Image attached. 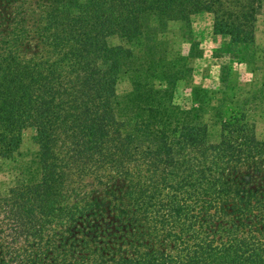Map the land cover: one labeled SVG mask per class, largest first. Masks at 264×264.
<instances>
[{
  "label": "trees",
  "instance_id": "obj_1",
  "mask_svg": "<svg viewBox=\"0 0 264 264\" xmlns=\"http://www.w3.org/2000/svg\"><path fill=\"white\" fill-rule=\"evenodd\" d=\"M260 2L73 0L81 15L68 29L77 46L57 53L43 38L33 52L22 42L35 0H0V159L12 160L24 126L40 140L36 167L8 191L30 238L18 244L0 219V264H264V140L235 116L215 121L214 136L204 95L198 107L176 104L179 60L152 34L155 22L203 10L214 15V33L252 42ZM117 33L131 48L106 42ZM120 75L130 82L123 95L115 92ZM62 135L74 143L63 156L112 162L120 187L69 203L55 147ZM5 202L0 196V210ZM78 219L92 236L72 237Z\"/></svg>",
  "mask_w": 264,
  "mask_h": 264
},
{
  "label": "rangeland",
  "instance_id": "obj_2",
  "mask_svg": "<svg viewBox=\"0 0 264 264\" xmlns=\"http://www.w3.org/2000/svg\"><path fill=\"white\" fill-rule=\"evenodd\" d=\"M77 1L85 3V0ZM35 2L38 5L35 15H30L26 9L22 17V21H26L21 27L22 31L29 34L22 42L28 44L30 52L44 46L39 38H43L51 48H56L57 53L76 48L78 37L76 32L68 29V23L74 16L81 15L77 11L81 7H75L73 0ZM253 12L254 39L252 42L244 43L232 42L229 36L214 33V15L208 11L199 10L196 13H189L182 19L175 17L176 19L171 18L166 23L159 21L154 23L155 30L152 34L166 42L167 58L179 60L180 77L173 86L174 102L183 107H198L197 100L204 95L202 114L208 125L214 124L211 128L214 136L219 125L215 121L235 116L240 118L242 123H247L258 139L264 140V0L255 5ZM144 15L141 14L139 17L141 24L145 20ZM12 18L11 15L6 21ZM62 28H65L64 33L61 32ZM140 30L143 31L142 28ZM64 35L69 36L65 41L61 39ZM105 40L113 47L121 45L123 48H131L129 43H124L120 39L118 33L108 36ZM134 52H137V56L142 53L138 48H135ZM194 89L199 93L198 96L195 95L196 92L193 93ZM129 90V80L126 76L120 75L115 84L116 94L123 95ZM54 130L57 135L59 129ZM57 137L59 138L55 147L61 151V156L64 152L69 154L74 145L73 140L65 135ZM14 149L12 160L0 159V196L7 200L5 208L0 210V219L5 223L8 233L12 228V235H20L18 244H22L23 238L29 241L27 239L29 236L16 222L17 215L9 209L10 201L15 195L8 191L15 190L18 186L21 189V179L24 176L28 177L26 169H34L37 165L40 140L34 127L24 126L20 130L19 143ZM73 155L77 158L76 154ZM62 158L65 164L59 167V171L65 173L64 186L72 190L68 197L69 203L85 202L91 199V196L101 197L103 194L98 191L104 188V185L110 188L113 183L114 188L120 187L121 182L114 177L112 162L104 159H96V162L79 161L69 158V155ZM132 165L130 164V167ZM35 177L37 178V175ZM35 222L33 221V224ZM86 222L95 226L101 223L99 220L89 218ZM71 227L73 228L71 235L74 238L78 236L79 231L85 237L92 236L88 225L86 227L80 219Z\"/></svg>",
  "mask_w": 264,
  "mask_h": 264
}]
</instances>
